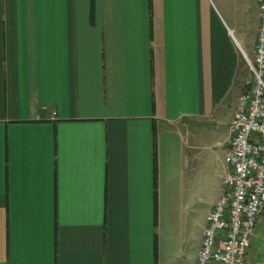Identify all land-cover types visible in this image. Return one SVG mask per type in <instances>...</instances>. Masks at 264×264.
I'll return each instance as SVG.
<instances>
[{
  "label": "crops",
  "instance_id": "crops-1",
  "mask_svg": "<svg viewBox=\"0 0 264 264\" xmlns=\"http://www.w3.org/2000/svg\"><path fill=\"white\" fill-rule=\"evenodd\" d=\"M259 1L0 0V264L194 263ZM177 177L210 191L189 244Z\"/></svg>",
  "mask_w": 264,
  "mask_h": 264
},
{
  "label": "built area",
  "instance_id": "built-area-1",
  "mask_svg": "<svg viewBox=\"0 0 264 264\" xmlns=\"http://www.w3.org/2000/svg\"><path fill=\"white\" fill-rule=\"evenodd\" d=\"M254 58L246 57L245 91L228 125L219 197L207 214L193 264H248L247 252L264 209V0Z\"/></svg>",
  "mask_w": 264,
  "mask_h": 264
},
{
  "label": "rangeland",
  "instance_id": "rangeland-1",
  "mask_svg": "<svg viewBox=\"0 0 264 264\" xmlns=\"http://www.w3.org/2000/svg\"><path fill=\"white\" fill-rule=\"evenodd\" d=\"M184 128L187 131L188 135L192 136L194 134L196 136V139H198L197 142L199 143V145L207 146L210 149L214 150L218 156L223 157L226 151L225 146L222 144L218 145L215 143L218 132L214 134L208 130L207 124H200L196 122H189V125L187 124L186 127ZM188 135L187 137H190ZM203 151L201 150V152ZM209 158H211V156L208 157L207 159ZM196 180L197 178L190 181L189 184L191 186V189L189 190L187 194V198H185L184 191H180L181 187L182 188L186 187L185 180L183 179L182 181L180 180L179 177H177L176 184H175L177 185V198L180 194V198L183 196L184 201L181 202L180 198H178L175 208L172 209L174 211L173 213L174 214V225H175V228H177L179 221L183 219V228L185 227L186 232H187L185 233L186 242H187L186 244H189L191 242L190 238H191V235L194 229L193 223H195V221L201 217V215L204 213V209L207 207V204L204 203L202 200L205 198H208V196L210 195L209 190L204 191L202 189L201 186H203V184L201 182L200 184H196ZM171 198H172V194L170 195V202H172ZM186 204L190 206L185 207ZM170 212L171 211L169 210V208H162L161 210V206H160V209H159L160 216H158V220L161 221L162 218H165L166 216L171 215ZM261 243H264V209H263L259 222H257L255 226V230L251 238L250 246L248 248V252H247L248 264H254L253 253L257 246L259 245L261 246Z\"/></svg>",
  "mask_w": 264,
  "mask_h": 264
},
{
  "label": "flooded vegetation",
  "instance_id": "flooded-vegetation-1",
  "mask_svg": "<svg viewBox=\"0 0 264 264\" xmlns=\"http://www.w3.org/2000/svg\"><path fill=\"white\" fill-rule=\"evenodd\" d=\"M262 244H264V243H261V245ZM259 247H260V245L255 248L254 253H253L254 264H263L264 263V256H263V260L262 261H256V258L258 257L257 253H258Z\"/></svg>",
  "mask_w": 264,
  "mask_h": 264
},
{
  "label": "water",
  "instance_id": "water-1",
  "mask_svg": "<svg viewBox=\"0 0 264 264\" xmlns=\"http://www.w3.org/2000/svg\"><path fill=\"white\" fill-rule=\"evenodd\" d=\"M257 255L258 257L256 258V261H262L264 256V244L259 247Z\"/></svg>",
  "mask_w": 264,
  "mask_h": 264
},
{
  "label": "trees",
  "instance_id": "trees-1",
  "mask_svg": "<svg viewBox=\"0 0 264 264\" xmlns=\"http://www.w3.org/2000/svg\"><path fill=\"white\" fill-rule=\"evenodd\" d=\"M155 159H156V153H155ZM155 198H156V193H155Z\"/></svg>",
  "mask_w": 264,
  "mask_h": 264
}]
</instances>
